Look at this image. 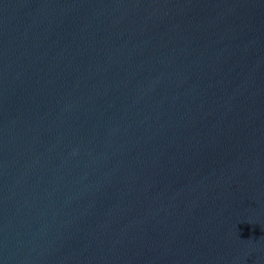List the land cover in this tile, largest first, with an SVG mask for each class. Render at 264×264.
Instances as JSON below:
<instances>
[{
	"label": "water",
	"instance_id": "95a60500",
	"mask_svg": "<svg viewBox=\"0 0 264 264\" xmlns=\"http://www.w3.org/2000/svg\"><path fill=\"white\" fill-rule=\"evenodd\" d=\"M0 264H264V0H0Z\"/></svg>",
	"mask_w": 264,
	"mask_h": 264
}]
</instances>
